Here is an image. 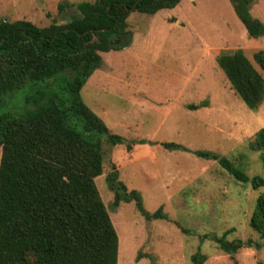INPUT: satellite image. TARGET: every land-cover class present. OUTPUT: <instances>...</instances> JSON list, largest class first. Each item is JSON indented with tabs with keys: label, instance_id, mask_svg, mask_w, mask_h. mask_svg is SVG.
Returning <instances> with one entry per match:
<instances>
[{
	"label": "rangeland",
	"instance_id": "rangeland-1",
	"mask_svg": "<svg viewBox=\"0 0 264 264\" xmlns=\"http://www.w3.org/2000/svg\"><path fill=\"white\" fill-rule=\"evenodd\" d=\"M84 1L94 0H0V19H26L41 27L65 23ZM58 3H67L62 12ZM249 10L264 23V0H253ZM126 21L133 43L102 52V65L80 90L82 101L112 132L144 141L130 149L108 147L104 171L95 178L118 236L117 264H192L197 251L205 255L202 264L264 263V239L249 226L264 186L253 189L216 160L194 153H216L247 176L264 177L259 152L248 148L264 127V102L249 109L216 63L218 54L242 49L264 78L253 58L258 51L264 55V35L250 37L229 0H179L154 14L131 12ZM45 84L5 95L0 113L22 112L26 98L40 92L66 97L61 75L54 86ZM199 103L206 105L188 108ZM161 142L188 150L167 149ZM110 163L127 190L140 193L144 209L153 213L161 207L164 218L145 219L133 200L113 205L106 179ZM214 237L244 245L227 252Z\"/></svg>",
	"mask_w": 264,
	"mask_h": 264
},
{
	"label": "trees",
	"instance_id": "trees-1",
	"mask_svg": "<svg viewBox=\"0 0 264 264\" xmlns=\"http://www.w3.org/2000/svg\"><path fill=\"white\" fill-rule=\"evenodd\" d=\"M246 33L264 35V23L250 13L253 0H229ZM179 0H94L75 4L65 23L37 26L26 19H0V106L27 84L54 86L61 75L65 98L48 93L27 97L17 114L0 113V264H117L118 236L99 194L95 178L104 171L106 151L115 145L130 149L141 140L112 132L81 99L80 90L102 65V52L130 45L131 12L154 14L175 7ZM67 3H58L62 12ZM264 69V55L253 54ZM216 63L231 88L251 110L264 102V78L242 49L220 53ZM205 103L190 104L196 109ZM167 149L188 150L174 142ZM109 147V148H108ZM259 152L264 168V127L248 142ZM190 151V150H189ZM197 156L216 160L237 180L253 189L264 186L261 175L247 176L227 158L206 150ZM106 179L113 205L134 201L145 219L164 218L161 207L148 213L140 193L127 190L110 163ZM249 226L264 239V192L257 195ZM227 252L244 243L214 237ZM252 241L248 240L247 244ZM202 264L205 255H191ZM258 264H264L259 262Z\"/></svg>",
	"mask_w": 264,
	"mask_h": 264
},
{
	"label": "crops",
	"instance_id": "crops-1",
	"mask_svg": "<svg viewBox=\"0 0 264 264\" xmlns=\"http://www.w3.org/2000/svg\"><path fill=\"white\" fill-rule=\"evenodd\" d=\"M133 39H134V37H133ZM133 42H132V40H131V43L130 44H132Z\"/></svg>",
	"mask_w": 264,
	"mask_h": 264
}]
</instances>
